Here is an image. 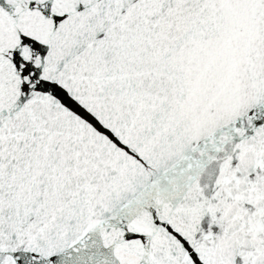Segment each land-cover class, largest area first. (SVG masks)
Segmentation results:
<instances>
[{"label": "snow or ice", "instance_id": "obj_1", "mask_svg": "<svg viewBox=\"0 0 264 264\" xmlns=\"http://www.w3.org/2000/svg\"><path fill=\"white\" fill-rule=\"evenodd\" d=\"M0 264H264V0H0Z\"/></svg>", "mask_w": 264, "mask_h": 264}]
</instances>
